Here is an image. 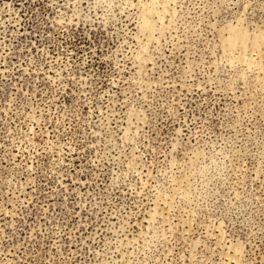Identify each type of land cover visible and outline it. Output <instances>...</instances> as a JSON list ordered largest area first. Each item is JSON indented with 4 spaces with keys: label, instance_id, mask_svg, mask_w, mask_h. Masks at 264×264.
<instances>
[{
    "label": "rangeland",
    "instance_id": "obj_1",
    "mask_svg": "<svg viewBox=\"0 0 264 264\" xmlns=\"http://www.w3.org/2000/svg\"><path fill=\"white\" fill-rule=\"evenodd\" d=\"M262 66L264 0H0V264H264Z\"/></svg>",
    "mask_w": 264,
    "mask_h": 264
},
{
    "label": "bare ground",
    "instance_id": "obj_2",
    "mask_svg": "<svg viewBox=\"0 0 264 264\" xmlns=\"http://www.w3.org/2000/svg\"><path fill=\"white\" fill-rule=\"evenodd\" d=\"M148 16L149 15H147V13L145 12L144 17H143L145 24H147V22H148ZM246 40H247V35L245 34L244 31H242L240 29L234 30L232 33V36L230 38H228L227 41H225L227 51L230 53V52H233V50L236 47H240L241 53H242V51L245 50L244 48L246 46ZM261 45H262V41L260 39H256L252 43V47H253V49H255V51L260 49ZM241 55L243 57V54H241ZM262 57H263V55H262ZM240 58H241V56H240ZM240 60L244 61L245 59L241 58ZM261 68H262V70H264V66H262Z\"/></svg>",
    "mask_w": 264,
    "mask_h": 264
}]
</instances>
